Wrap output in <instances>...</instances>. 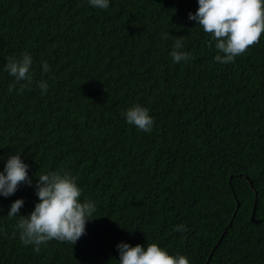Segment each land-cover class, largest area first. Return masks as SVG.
<instances>
[{
	"label": "trees",
	"instance_id": "16d2710c",
	"mask_svg": "<svg viewBox=\"0 0 264 264\" xmlns=\"http://www.w3.org/2000/svg\"><path fill=\"white\" fill-rule=\"evenodd\" d=\"M197 8V0H111L106 10L87 0H0V170L19 151L33 180L0 196V264H118L121 241L156 242L206 264L225 230L209 264H264V33L220 64L211 35L188 19ZM177 39L187 62L172 61ZM24 53L33 79L16 83L5 65ZM137 103L150 109L151 132L122 116ZM59 169L96 203V218L76 244L53 239L37 252L7 213L23 198L19 214H30L38 176Z\"/></svg>",
	"mask_w": 264,
	"mask_h": 264
},
{
	"label": "clouds",
	"instance_id": "9594fccd",
	"mask_svg": "<svg viewBox=\"0 0 264 264\" xmlns=\"http://www.w3.org/2000/svg\"><path fill=\"white\" fill-rule=\"evenodd\" d=\"M198 8L189 12L188 19L195 21L205 33L211 35L209 46L215 41L217 53L214 59L220 64H229L242 55L251 45L259 43L264 33V0H197ZM93 8L106 10L111 0H87ZM163 34L162 38H166ZM172 61L179 64L189 61L190 53L184 50V43L177 39L169 53ZM33 57L24 53L21 57H9L5 68L16 83L31 82ZM49 64L45 61L42 71L48 72ZM42 94L49 88L46 80L38 82ZM13 87L10 86L9 91ZM127 124L138 130L151 132L154 118L150 109L139 103L122 112ZM29 164L22 159L18 151L9 155L3 170H0V196L5 198L13 195L21 183L33 186L29 176ZM38 201L28 215H20L25 201L23 198L14 200L7 213L9 217H19L15 225L20 240L24 245H33L39 252L40 246L55 239L69 242L72 245L86 234L87 223L96 218L97 205L91 199L82 200L83 189L77 178L64 169L41 173L35 183ZM176 232L186 231L183 224L173 228ZM119 253L118 264H190L183 254H171L158 243H139L132 245L121 241L116 245Z\"/></svg>",
	"mask_w": 264,
	"mask_h": 264
},
{
	"label": "water",
	"instance_id": "95a60500",
	"mask_svg": "<svg viewBox=\"0 0 264 264\" xmlns=\"http://www.w3.org/2000/svg\"><path fill=\"white\" fill-rule=\"evenodd\" d=\"M246 177H247L248 180L250 181L251 186H254L253 181L250 179V177H248V176H246ZM239 207H240V200H237V208H236V211H238ZM256 207H257V200L255 201V204H254V210H253V213H252V220H253L254 222H256V223H260V222L262 221V219H258V218L255 217V214H256ZM235 216H236V212L233 214V217H235ZM232 223H233V218L231 219L229 225H231ZM225 234H226V230H225V231L222 233V235L220 236V238H219L218 242L216 243V245H215L213 251L211 252V254H210V256H209V259L207 260L206 264H209L210 258L212 257V255H213L215 249H216V248L219 246V244L221 243V241H222V239L224 238Z\"/></svg>",
	"mask_w": 264,
	"mask_h": 264
}]
</instances>
